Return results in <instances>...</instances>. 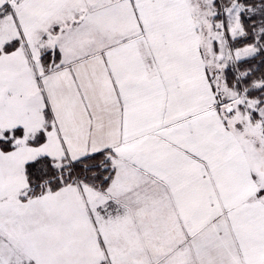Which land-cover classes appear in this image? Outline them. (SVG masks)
I'll return each instance as SVG.
<instances>
[{"label": "snow or ice", "instance_id": "6c2138e0", "mask_svg": "<svg viewBox=\"0 0 264 264\" xmlns=\"http://www.w3.org/2000/svg\"><path fill=\"white\" fill-rule=\"evenodd\" d=\"M0 264H264V0H0Z\"/></svg>", "mask_w": 264, "mask_h": 264}]
</instances>
